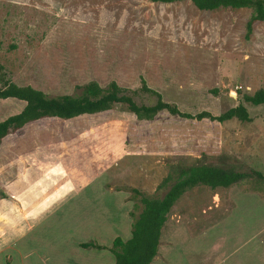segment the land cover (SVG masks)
Masks as SVG:
<instances>
[{
    "label": "rangeland",
    "instance_id": "obj_1",
    "mask_svg": "<svg viewBox=\"0 0 264 264\" xmlns=\"http://www.w3.org/2000/svg\"><path fill=\"white\" fill-rule=\"evenodd\" d=\"M249 15L248 8L198 10L190 0H0V65L19 85L56 96L78 94L86 79L102 87L113 80L137 104H153L138 91L143 79L190 113L242 103L250 117L216 123L160 111L142 121L115 105L26 125L0 150V264H112L105 248L79 243L129 237L141 204L128 190L160 197L169 169L196 163L250 176L184 192L161 229L156 264L184 249L187 264H264V104L241 98L264 90V21L245 38ZM6 109L0 105V116ZM216 222L227 225L229 245L217 227L195 245Z\"/></svg>",
    "mask_w": 264,
    "mask_h": 264
},
{
    "label": "trees",
    "instance_id": "obj_2",
    "mask_svg": "<svg viewBox=\"0 0 264 264\" xmlns=\"http://www.w3.org/2000/svg\"><path fill=\"white\" fill-rule=\"evenodd\" d=\"M151 2L171 3L179 0H150ZM198 10H214L217 8H248L250 15L245 23L244 37L248 38L255 25L264 21V0H190ZM78 94L62 93L47 96L41 90L29 85L15 83L0 65V105L7 109L0 116V150L4 140L14 136L26 125L38 121L57 119L61 121L83 115H93L109 111L115 105H122L124 110L135 119L148 121L158 112L165 111L184 119L208 120L222 123L236 119L249 121L246 107L242 103L226 110L214 113L202 109L190 113L180 109L176 104L163 101L160 94L140 79L138 91L154 96L153 104H137L131 94L111 80L106 86H100L95 80L86 79L77 85ZM136 90L131 91L135 93ZM217 94L216 88L208 90ZM242 101L251 105L264 104V90L257 89L252 94L243 93ZM256 178H262L259 172H252ZM250 176L249 173L236 171L230 167L196 163L190 165H174L157 185L164 189L160 197H148L135 188L128 191L139 196L141 209L131 220L130 234L126 239L113 237L109 246L93 241L81 242L82 248L106 249L112 257V264H149L158 252L161 229L173 203L187 190L194 186L204 185L209 188L228 187ZM0 188V198H5ZM131 215V212H129Z\"/></svg>",
    "mask_w": 264,
    "mask_h": 264
},
{
    "label": "crops",
    "instance_id": "obj_3",
    "mask_svg": "<svg viewBox=\"0 0 264 264\" xmlns=\"http://www.w3.org/2000/svg\"><path fill=\"white\" fill-rule=\"evenodd\" d=\"M86 186H84L83 188H80L78 191H77V193H81V191H82V189H84ZM68 191V190H67ZM83 191H86V190H83ZM66 192V191H65ZM74 193H76V192H74ZM76 197H77V195H75V196H73V197H68V198H66L65 199V201L64 202H61L60 204H58V206L57 207H61V206H65V205H69V204H71L72 203V201L74 200V199H76ZM224 226V227H223ZM214 227H217V228H219V230H220V232H219V238H224V240H220V241H222L221 242V244H223V245H226V246H228L229 244H227V243H225L226 241V239L225 238H227V236H226V234L228 233V231H226V233L224 232V229L226 230L228 227H227V225L225 226V225H221V224H218L217 222L216 223H212L211 225H209L208 227H206L201 233H198L196 236V239L194 238V240L192 239V238H190V236L189 235H187V237L188 238H190V239H192L193 240V243L196 245V244H198V242L196 241V240H198L199 238L202 240V239H204L206 236H207V234L209 233V231L212 229V228H214ZM160 236H161V234H160ZM248 239V241H250V237H248L247 238ZM196 241V242H195ZM221 244H219L217 247H216V249L215 250H213L214 252L216 251V250H219L220 248H221ZM231 245V244H230ZM244 245H246V244H244ZM244 245H242V246H244ZM233 248H235V247H237V248H242V246H240V245H238V244H232L231 245ZM231 248V247H230ZM160 249V244H159V246H158V252H157V254H156V256L152 259V261L149 263V264H156V259L159 257V250ZM208 251H210V250H208ZM212 251V252H213ZM178 253V254H177ZM209 256V255H208ZM178 257H180V258H183L184 257V259H178ZM187 257H188V255H186V251H185V249H184V251L183 250H181V251H179V252H176V253H173V254H170V255H166L165 256V260H164V262H162L161 264H187V262L189 261V259L187 260Z\"/></svg>",
    "mask_w": 264,
    "mask_h": 264
},
{
    "label": "water",
    "instance_id": "obj_4",
    "mask_svg": "<svg viewBox=\"0 0 264 264\" xmlns=\"http://www.w3.org/2000/svg\"><path fill=\"white\" fill-rule=\"evenodd\" d=\"M231 94V96L233 97L235 94H233V93H230Z\"/></svg>",
    "mask_w": 264,
    "mask_h": 264
}]
</instances>
